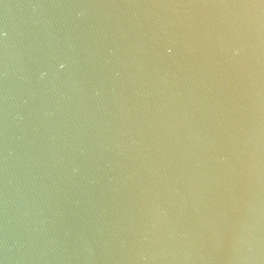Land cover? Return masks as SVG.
Returning <instances> with one entry per match:
<instances>
[{
    "label": "water",
    "instance_id": "1",
    "mask_svg": "<svg viewBox=\"0 0 264 264\" xmlns=\"http://www.w3.org/2000/svg\"><path fill=\"white\" fill-rule=\"evenodd\" d=\"M0 264H264V0H0Z\"/></svg>",
    "mask_w": 264,
    "mask_h": 264
}]
</instances>
